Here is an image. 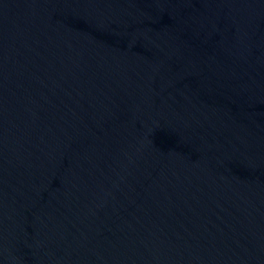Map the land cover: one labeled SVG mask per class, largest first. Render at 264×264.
Returning a JSON list of instances; mask_svg holds the SVG:
<instances>
[{
	"label": "water",
	"instance_id": "obj_1",
	"mask_svg": "<svg viewBox=\"0 0 264 264\" xmlns=\"http://www.w3.org/2000/svg\"><path fill=\"white\" fill-rule=\"evenodd\" d=\"M0 264H264V0H0Z\"/></svg>",
	"mask_w": 264,
	"mask_h": 264
}]
</instances>
